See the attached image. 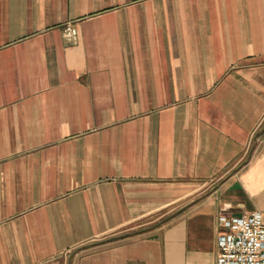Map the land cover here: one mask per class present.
Listing matches in <instances>:
<instances>
[{
    "label": "crops",
    "instance_id": "obj_1",
    "mask_svg": "<svg viewBox=\"0 0 264 264\" xmlns=\"http://www.w3.org/2000/svg\"><path fill=\"white\" fill-rule=\"evenodd\" d=\"M256 210L264 0H0V264H215Z\"/></svg>",
    "mask_w": 264,
    "mask_h": 264
},
{
    "label": "built area",
    "instance_id": "obj_2",
    "mask_svg": "<svg viewBox=\"0 0 264 264\" xmlns=\"http://www.w3.org/2000/svg\"><path fill=\"white\" fill-rule=\"evenodd\" d=\"M72 31L67 27V34ZM215 264H264V210L219 217Z\"/></svg>",
    "mask_w": 264,
    "mask_h": 264
}]
</instances>
